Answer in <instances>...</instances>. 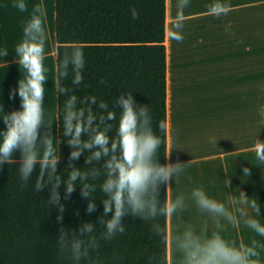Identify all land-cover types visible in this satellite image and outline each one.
<instances>
[{
	"label": "clouds",
	"instance_id": "obj_1",
	"mask_svg": "<svg viewBox=\"0 0 264 264\" xmlns=\"http://www.w3.org/2000/svg\"><path fill=\"white\" fill-rule=\"evenodd\" d=\"M190 0H178L177 14L172 25L170 38L183 42L184 9ZM20 12H26L25 0L13 4ZM229 5L221 0L210 7L214 14H226ZM133 9V19L138 18ZM47 10L45 5L36 4L29 19L24 23L23 39L15 48L17 63L23 69V76L18 87L10 92V99L20 97V108L6 112L3 117L5 128L0 130V170L5 164L18 163L21 187H27L32 176L36 175L35 191L47 190V205L55 207L59 215L57 221L61 227L57 236V245L62 254L70 255L74 264L89 257L90 252L99 247V240L111 241L126 231L125 220L131 216L145 221H158L163 217H175V224L169 237L166 227L154 223L153 228L165 245L164 255L158 264H168L167 246L171 240L173 264H264L261 252L264 243L253 236L248 242L226 236L227 225L236 226L241 221L256 236L264 237V223L261 217L260 202L240 192L238 210H230L225 203L212 198L203 186L192 189L190 193L180 192L174 199L161 200V189L171 185L174 177L185 170L179 162L161 164L159 151L165 146L166 157L170 156L165 139L167 125L161 121L153 127L152 116L147 105H140L133 97V92L121 93L116 98L113 109L120 110L118 126L114 124L117 117L114 110H109L106 102L98 105L99 112L94 111L96 98L78 100L71 95L65 100L62 110V136L66 138L71 152L68 157L67 180H63L58 171L62 156L54 145L53 126L46 119L44 108L46 85L50 69L46 66V31ZM3 55L7 57L5 49ZM69 67L75 72L74 84H79L85 67V57L81 47L76 46L71 53L65 52L56 68L60 78H66ZM104 83V81H101ZM66 89L61 88L62 94ZM85 105H87L85 107ZM106 113V115H105ZM115 128V135L113 129ZM63 140L60 141V144ZM256 158L264 162V141L256 140ZM19 154V158L15 159ZM86 154V155H85ZM85 155L84 168L77 167L76 161ZM99 165V167L97 166ZM244 174L250 175V169L244 168ZM104 194L101 199L103 213L97 221H84L77 229L63 226L65 204L77 184L81 186L80 195L87 199L86 213L97 211L94 195L96 181ZM231 186V179L223 182ZM63 188V195L61 189ZM231 199V197H229ZM194 203L201 213H207L214 221L209 230L207 225L197 229L185 224L182 214ZM250 208L249 214L246 209ZM227 222V224H225ZM103 227L97 237L96 224Z\"/></svg>",
	"mask_w": 264,
	"mask_h": 264
},
{
	"label": "trees",
	"instance_id": "obj_2",
	"mask_svg": "<svg viewBox=\"0 0 264 264\" xmlns=\"http://www.w3.org/2000/svg\"><path fill=\"white\" fill-rule=\"evenodd\" d=\"M133 9L139 14L137 19L132 17ZM165 21L166 0H56L57 66L64 53H71L76 46L85 57L79 84L73 83L75 72L71 67L66 78H60L57 72L58 148L62 156L58 171L63 180H67L71 149L62 136L61 120L69 96L89 101L95 97L96 112L100 111L99 103L106 102L109 110L115 111L114 124L118 126L120 110L113 109L114 102L121 93L133 92L138 104L148 106L154 128L161 121L167 125ZM61 88L66 93L62 94ZM163 138L167 145V136ZM85 155L76 161L77 167L87 166ZM159 162L167 164L164 145ZM18 169L19 164L13 162L0 170V264H74L57 245L61 223L57 221L58 210L47 205L49 192L35 191V174L22 188ZM102 182L103 177L96 181L97 211L92 214L86 213L89 201L81 197L79 184L68 200L62 199L63 226L77 229L84 221H97L104 207V194L99 189ZM166 196L167 186L161 189L162 202ZM154 223L168 231L163 217L158 221L127 217L126 231L111 241L100 239L99 247L80 264H158L165 245ZM102 231L97 223L94 234L99 237Z\"/></svg>",
	"mask_w": 264,
	"mask_h": 264
},
{
	"label": "crops",
	"instance_id": "obj_3",
	"mask_svg": "<svg viewBox=\"0 0 264 264\" xmlns=\"http://www.w3.org/2000/svg\"><path fill=\"white\" fill-rule=\"evenodd\" d=\"M17 2L18 0H0V130L5 128L2 119L6 112L10 113L20 108V97L18 94L15 99L9 98L11 90L18 87V82L23 76V69L17 63L18 58L15 55V48L22 42L24 23L29 19L30 13L36 4L45 5L47 10L45 27L48 33V42L45 63L50 71L48 73V84L46 85L44 108L46 113L48 112L46 107H49L53 113L54 123L56 124V120L58 122L56 0H25L28 5L26 12H20L13 7V4ZM177 2L178 0H168V2L166 0L167 149L171 152L170 156L167 157V163L179 162L185 165V170L178 177H174L168 188V197L174 199L180 192L190 193L193 188L203 186L212 198L225 204H230L231 210L235 211L242 207L238 203L239 200L236 201V190L248 189L247 182L243 181L245 174L241 163L242 159L238 162L237 159H239L240 155L251 150V148L255 149L256 140H262L258 138L257 128L254 124L257 121V98L258 94L262 92V88L260 90L259 88L262 84L264 85V73L261 82H259L260 87L257 85L258 74L255 73V87L251 90H246V94H242L240 101L235 103L226 100V102L221 104H210V107L204 106L203 108H212V110L203 117H201L202 110L194 115L186 113V100L190 94L198 93L193 89L190 92L188 87L200 80L199 77L205 65L203 61L205 53L200 50L203 49V42L209 41L211 44L210 68L213 70L212 72H214L216 79H218L220 76L219 70L224 71L226 69L229 53L232 55L231 61L234 54L241 56L240 60H242V56L247 53L242 43V27L245 18L246 20L248 19V14H250V18L254 16L256 22L255 49H257L258 12L261 13L262 11L261 14H263L264 7L258 6V0H232L231 2L234 3L228 4L229 10L226 14L230 15L231 24L238 26L237 30L232 29L228 36V44L231 47L228 49L226 44L224 47L225 53H221V49L216 44L217 40L210 39L207 30L205 32L207 38L204 39V31H200V26L199 24L195 25L196 23L184 22L183 42L178 43L170 38V32L173 30L172 25L177 14ZM207 14L215 15L210 11V8H200L196 11L184 10L185 21L207 16ZM225 37L226 35H223V38L221 37L220 39H223L224 42ZM5 49H7L9 54L7 57L3 55ZM250 93L256 94V99L248 101L247 96L251 95ZM247 101L248 103H246ZM227 105H230L231 111L227 112ZM260 109L263 110L264 119V102L261 103ZM197 116L200 125L195 124L197 123L195 121ZM190 118L193 120H189ZM199 135H206L204 143L197 142ZM227 137L231 140V149H224ZM227 157H234L235 162L231 161L229 166H220L218 164V169L216 166H205V162L215 163V161H218L223 164L226 162ZM18 158L19 154H17L15 159ZM199 163L202 164L198 165ZM237 175L239 179H237ZM229 178L231 179L230 187L223 183ZM224 190L229 191V196L232 194L231 199L227 200L224 198ZM191 207L194 212L196 206L191 203L190 207L182 214L184 223L194 225L197 229L207 225L209 230H211L214 224L212 218L207 213H203L202 218L196 215L197 213L195 212L194 214L189 213L191 212ZM174 224L175 217H169L167 219L169 237H171ZM231 227H233L232 230L227 225L226 236L228 237H233L237 240L243 239L245 242H248L253 236L256 239L258 237L242 221L238 225ZM173 260L172 245L171 240H169L168 264H173Z\"/></svg>",
	"mask_w": 264,
	"mask_h": 264
},
{
	"label": "rangeland",
	"instance_id": "obj_4",
	"mask_svg": "<svg viewBox=\"0 0 264 264\" xmlns=\"http://www.w3.org/2000/svg\"><path fill=\"white\" fill-rule=\"evenodd\" d=\"M232 0H221L222 3H234L231 2ZM235 1V0H234ZM216 0H190V4L188 7H186L185 11H196L198 9H205L210 8ZM258 6L264 7V0H258ZM195 13V12H193ZM262 13V11H261ZM258 12V36H257V49H255L256 45V22L254 19V16L250 18V14H248V19L246 20L244 25L242 27V34L243 39L242 43L244 44V47L247 51L246 54H244L241 59V56L233 55V59L231 61V54H228L229 59L227 60L226 69L224 71L219 70L220 76L218 79H216V76L214 75L213 70H211V60L210 53L211 50V44L209 41L203 42V49H200L205 53L204 56V63L203 70L201 73V76L199 77L200 80L194 82L191 84V87H188L189 91L191 92L192 89L195 92L194 94H190L189 98H187V109L186 113L195 114L202 110L203 113H201V117H203L205 114H209L212 108L210 107V104H221L223 102L230 101V102H238L240 101V98L242 94H246V90H251L255 87L256 78L255 73L258 74V81L257 85L260 87V83L263 77L264 73V13L261 14ZM229 14H215V15H209L194 18L193 20L184 21L186 23H196L195 25L199 24L200 31H204V39L207 38L206 30L208 31V35L210 39L217 40L216 44L219 49H221V53H225L224 47L229 49L231 46L228 44V36L232 32V29L237 30L236 24H231L232 21L229 19ZM223 35H226L223 39ZM222 71V72H221ZM218 72V73H219ZM222 73V74H221ZM257 76V75H256ZM262 88V92L258 94L257 98V104H258V110H257V121L254 125H256L257 128V136L259 139H262L261 141H264V119H263V110L260 109L261 103L264 102V85L259 88V90ZM258 90V92H259ZM255 92V91H253ZM232 94V95H231ZM251 94V93H250ZM248 101L256 99V94L252 93L251 95H248ZM253 98V99H252ZM248 101L246 103H248ZM193 103V104H192ZM192 105V107H191ZM204 106H207L206 108H203ZM230 105L226 106V110L231 111ZM48 109L47 117L46 119H49L53 126V133L55 136L54 145L58 148V122L56 120V124L54 123V117L53 113L50 111L49 107H46ZM189 120H193L190 118ZM195 121L200 125L199 118L197 116V119ZM191 124V122H190ZM192 125V124H191ZM206 136V135H205ZM205 136L199 135V139L197 142L204 143L206 141ZM203 137V139L201 138ZM230 138H226V143L224 144V149H231V140ZM242 159V160H241ZM241 160L242 167L249 168L250 169V175L245 174L243 177V181H246L248 184V189H242V190H236V196L238 201L240 199L239 195L240 192L243 191L247 194L250 198L253 197L257 199L260 202L261 206V217H258L260 219L261 223H264V162H260L256 158V152L255 149L248 150L247 153L240 155L239 159H237V162ZM231 161L235 162L234 157H227L226 162L223 164H220L218 161L211 162H205L206 167L209 166H216L218 169V166H229ZM202 163H199L198 165H201ZM219 164V165H218ZM238 167V166H237ZM240 168V167H239ZM242 170V168H241ZM224 175V174H222ZM239 176L237 175V179ZM252 186V188H250ZM232 191V190H231ZM233 192V191H232ZM235 192V190H234ZM232 194L229 196V191L224 190V198L227 200L229 197H231ZM226 206L229 207L231 210V205L226 204ZM249 214L251 213V209H246ZM197 213L196 215H199V217L202 218L203 213H201L197 208L194 211ZM193 209L191 207V214H194ZM229 229H233L231 225H229ZM233 238V237H229ZM257 240H260L261 243H264V237H257ZM261 258L264 260V251L261 252Z\"/></svg>",
	"mask_w": 264,
	"mask_h": 264
},
{
	"label": "bare ground",
	"instance_id": "obj_5",
	"mask_svg": "<svg viewBox=\"0 0 264 264\" xmlns=\"http://www.w3.org/2000/svg\"><path fill=\"white\" fill-rule=\"evenodd\" d=\"M167 2H168V0H167ZM167 21H168V19H167Z\"/></svg>",
	"mask_w": 264,
	"mask_h": 264
}]
</instances>
